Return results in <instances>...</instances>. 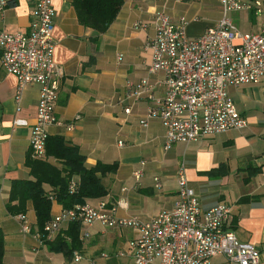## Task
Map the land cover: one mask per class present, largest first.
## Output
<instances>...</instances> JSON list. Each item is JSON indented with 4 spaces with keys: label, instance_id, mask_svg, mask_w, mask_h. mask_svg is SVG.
I'll return each instance as SVG.
<instances>
[{
    "label": "crops",
    "instance_id": "0c3cea01",
    "mask_svg": "<svg viewBox=\"0 0 264 264\" xmlns=\"http://www.w3.org/2000/svg\"><path fill=\"white\" fill-rule=\"evenodd\" d=\"M36 2L8 0L0 28L13 34H27ZM52 3L56 12L53 60L63 71L55 116L62 125L50 126L48 134L62 136L77 146L87 168L97 162L118 163L117 171L102 179L108 194L86 199L83 205L98 207L103 203L105 210L116 208L118 218L142 220L171 210L177 191L172 175L177 174V157L181 155L186 178L202 211L219 203L229 205L227 228L240 241L257 247L264 264V76L258 84L228 88L237 111L247 121L245 128L196 142L176 143L169 150L164 149L165 131L159 120H150L147 127L140 125L144 104L134 105L126 114L117 103L127 81L137 82L147 75L151 53L144 45L154 35V16L164 13L172 23L184 19L186 35L197 38L220 19L219 0H124L116 19L103 34L78 23L71 0ZM231 18L241 32H257L264 23V9L259 15L242 11ZM137 21L147 24V28L134 29ZM16 87L15 76L0 67L3 264H133L130 257L120 256L135 235L133 230L93 225L88 231L90 236L82 242L81 259L74 262L73 256L67 259L35 237L36 219L31 203L25 213L31 227L29 234L21 233L18 215L6 211L11 181L29 178L24 162L39 97L38 87L28 85L17 109ZM146 161L150 168L145 172ZM211 170H215L214 176L206 174ZM135 171H142L138 179ZM154 177L158 178L160 188L155 187ZM73 180L78 182L79 178L74 176ZM243 198L248 200L240 201ZM62 209L52 202L51 217ZM233 220L236 222L232 229ZM210 264L227 262L217 256Z\"/></svg>",
    "mask_w": 264,
    "mask_h": 264
},
{
    "label": "built area",
    "instance_id": "2783aa9c",
    "mask_svg": "<svg viewBox=\"0 0 264 264\" xmlns=\"http://www.w3.org/2000/svg\"><path fill=\"white\" fill-rule=\"evenodd\" d=\"M219 3L220 19L197 38L186 35L184 19L172 23L166 14L157 13L154 35L144 45L151 53L147 75L137 82L127 81L117 98L126 114L134 105L144 104L145 114L139 122L142 127H147L152 119L160 121L165 131V150L176 143L196 142L247 126L228 88L258 84L264 76V23L260 31L244 33L233 23L231 15L252 10L259 15L264 0H219ZM7 7L8 0H0V20ZM55 18L52 0H37L27 34H13L0 28V67L17 80L16 108L19 109L28 85L38 87L36 120L29 139L33 159L45 158L48 128L62 125L55 116L63 76L53 60ZM133 28L145 30L147 24L137 21ZM141 175L142 171L134 173L137 179ZM154 182L156 188L161 187L157 177ZM76 184L72 179L69 191ZM176 185L173 208L149 219L118 218L116 208L105 210L103 203L98 207L75 205L50 218L43 229L45 239L39 232L35 237L40 242L52 241L70 223L79 222V239L83 242L90 236L89 229L98 223L104 229L134 231L120 254L130 257L133 264H210L217 256L223 257L227 264H261L257 247L240 241L227 228L229 205L219 203L202 211L183 163L177 170ZM50 199L55 201L52 196ZM18 218L21 233L29 234L31 227L25 215ZM80 259V253L75 251L73 261Z\"/></svg>",
    "mask_w": 264,
    "mask_h": 264
},
{
    "label": "trees",
    "instance_id": "16d2710c",
    "mask_svg": "<svg viewBox=\"0 0 264 264\" xmlns=\"http://www.w3.org/2000/svg\"><path fill=\"white\" fill-rule=\"evenodd\" d=\"M123 3L124 0H71L78 23L99 34L106 32L114 22ZM250 13L254 15L255 12L252 10ZM24 163L29 169V178L11 181L5 208L11 215H25L27 204L31 203L36 219L35 226L42 239L46 236L44 226L51 218L50 196L64 209L83 205L86 199L102 198L108 194L102 179L118 169L117 162H97L87 168L85 158L77 146L70 144L62 136L49 134L45 158L33 159L29 149ZM214 172L215 170H211L206 174L214 176ZM74 176L79 180L71 192L68 187ZM247 200L248 198H243L240 201ZM235 222L233 220L232 229ZM80 227L79 222H72L54 240L44 242L51 250L61 252L70 259L73 252H79L82 248V241L79 239ZM3 255L4 237L0 229V264H3Z\"/></svg>",
    "mask_w": 264,
    "mask_h": 264
},
{
    "label": "rangeland",
    "instance_id": "374dc122",
    "mask_svg": "<svg viewBox=\"0 0 264 264\" xmlns=\"http://www.w3.org/2000/svg\"><path fill=\"white\" fill-rule=\"evenodd\" d=\"M177 159L179 160V161H178V168H179L180 164L182 163L183 158H182L181 155H179V156L177 157ZM145 164H146V166H147V169H145V172H146V171L148 170V168H150V164H148L147 161L145 162ZM145 164H144V165H145ZM154 165H156V164H153V166H154ZM154 167H155V166H154ZM178 168H177V169H178ZM147 173H148V172H147ZM155 173H156V175L161 176V174H160L158 171H156ZM176 173H177V172H176ZM174 176H175V181H176V175H175V174L172 175V178L174 179ZM161 178H162V177H161ZM220 259H221V258H220ZM218 261H220V260H218Z\"/></svg>",
    "mask_w": 264,
    "mask_h": 264
}]
</instances>
